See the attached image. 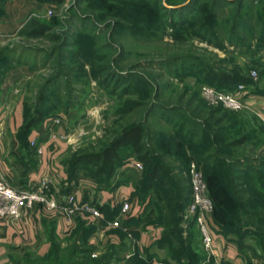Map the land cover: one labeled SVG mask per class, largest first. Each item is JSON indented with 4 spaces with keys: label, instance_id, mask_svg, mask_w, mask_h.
I'll list each match as a JSON object with an SVG mask.
<instances>
[{
    "label": "rangeland",
    "instance_id": "rangeland-1",
    "mask_svg": "<svg viewBox=\"0 0 264 264\" xmlns=\"http://www.w3.org/2000/svg\"><path fill=\"white\" fill-rule=\"evenodd\" d=\"M6 7L16 14L18 24L0 30V129H20L42 95V117L35 129L43 125L48 139L62 147L50 162L54 163L53 178L38 179L47 181L48 197L78 196L79 202L97 210L109 203L101 204L102 193L114 192L106 189L105 177L97 183L92 166L73 163L78 156L99 152L122 128L134 122L143 124V142L169 168L174 186L179 181L185 187L190 185V197L180 214L176 235L170 241L162 240L161 226L144 221L155 209L150 206V197L154 199L155 194L139 197L140 207L138 198L130 197L131 185L139 182L143 168H133L131 163L137 159L129 147L121 148L124 164L117 168L111 183L114 185L119 173H124L131 179V185H126L130 192L127 197L116 194L113 199L117 205L128 203L129 211L121 218L120 210L114 219L121 218L119 228L107 225L112 221L100 223L87 213L81 214L92 218L87 225H93L94 231L97 225L106 230L98 242L91 243L88 235L91 259L102 258L109 245H114L120 250L110 264H129L135 257L158 264L264 261L262 248L249 229L228 235L221 231L215 221L216 203L205 180L204 165L191 161L186 169L179 158L181 146L187 155L189 146L185 139L174 141V137L182 136L178 132L186 124L185 112L195 116L192 111L203 105L207 112L217 109L220 115H232L230 121L241 120L246 132L254 131L234 156L264 158V44L258 45L264 28V0H0V18ZM31 18L47 25L48 32L43 36L25 35V25ZM232 36L235 40L229 43ZM199 62L217 71L238 73L250 81L246 87L239 85L243 86L239 96L246 108L235 112L208 105L200 89L212 85L197 77ZM123 78L129 80L124 82ZM127 101L140 106L131 111ZM18 152L31 157L25 148ZM191 165L200 173L211 202V211L203 216L211 236L210 249L203 243L196 215L188 212ZM53 181L58 183L56 190ZM138 214L143 224L123 226L125 221H132L129 217ZM116 229H121L124 239L109 232ZM142 233L149 239L145 245L140 241ZM68 237H57L61 250L73 246ZM175 244L183 247L182 256H175ZM81 245V251L86 249ZM34 252L6 249L0 252V264L54 263L51 257L37 263L35 254L39 253ZM82 257L62 260L65 264L79 263Z\"/></svg>",
    "mask_w": 264,
    "mask_h": 264
},
{
    "label": "trees",
    "instance_id": "trees-1",
    "mask_svg": "<svg viewBox=\"0 0 264 264\" xmlns=\"http://www.w3.org/2000/svg\"><path fill=\"white\" fill-rule=\"evenodd\" d=\"M48 30L49 27L47 25L31 18L26 23L25 31L23 32L27 36H43ZM263 31L264 28L260 32L261 36L258 38L259 46H263L264 44ZM233 40H235L233 36L228 39L229 43H232ZM196 68L197 77L212 85L218 92L231 93L239 85L246 87L250 84V81L241 78L238 73L217 71L203 62H199ZM128 80L124 79L123 81L127 82ZM42 101L43 98L40 94L33 114L23 122L20 129L15 131L14 137L20 150L27 146L26 138L28 134L40 124L43 107ZM127 104L130 105L131 111L140 106L135 101H127ZM192 113L195 116L185 112L186 116L184 115L185 117H183L185 123L191 127L186 128V124L181 125L178 133H181L182 136L174 137L175 142L176 140L179 142L185 139L186 144L189 146L187 155L185 154L186 151H183V145H180L182 156L179 159L183 160L184 163L182 164L185 165L186 169L191 161H197L204 165L205 180L210 194L216 203V224L225 235L231 232L240 234L244 228L246 230L249 229V232L257 238L264 258V158L244 155L241 157L234 156L237 153V149L243 147L250 140V137L252 138L254 131L248 130L246 132L241 120L230 121L229 119L232 115H220V111L217 109L208 110L207 112V108L202 105V107H196ZM170 124H173V121ZM143 138L144 126L142 123L134 122L128 124L99 152L78 156L74 160L73 165L84 163L85 165L92 166L95 170L93 179L98 183V179L105 177V186L108 187L104 186L106 189L115 190L121 186L131 185V179L121 172L119 173L120 178L117 179L118 181L114 185L111 183L117 176V168L122 167L124 164L120 157V149L129 147L132 156L137 159V162L143 168L139 182L131 185L132 191L130 197L138 198L137 204L140 207L141 197H145L150 193L155 194L154 199L152 195L150 197V206H153L155 209L145 216L144 221L145 223L160 225L162 228V240L170 241V238L175 236L176 231L179 229L178 221L181 219L180 214L189 200L190 185L185 187L179 181L178 185L174 186L169 175V168L156 158L143 142ZM159 193L162 194L160 195ZM66 195L63 194V196ZM121 207V204L111 205L107 203L97 208L105 221H113L119 215ZM138 211L139 209L136 213ZM140 216L142 215L138 214L137 216L129 217L132 221L129 220L130 223L125 221L123 226L128 227L130 226L129 224L133 223L137 225L143 224L144 221L138 220ZM94 228L93 225H87L84 221H77L75 229L68 237V240H73V246L61 250L57 237L53 233L52 225L45 226L44 241L47 242L48 247L44 253L35 254L37 263H41L42 259L51 257L54 259L53 264H65L62 257L64 259H72L82 254L83 257L79 263L77 261H68L70 262L68 264H110V261L119 252L120 248L118 250V247L109 245L106 255L100 259H91L87 238L88 235L92 234ZM120 230L116 229L109 232L117 234L120 238L124 239V234ZM81 244L86 249L81 251ZM172 244L174 243L172 242ZM239 247L243 248L240 244ZM172 248H174L173 251L176 257L182 256L184 252L183 247L175 244ZM130 263L150 264L151 259L135 257ZM260 264H264V261Z\"/></svg>",
    "mask_w": 264,
    "mask_h": 264
},
{
    "label": "crops",
    "instance_id": "crops-1",
    "mask_svg": "<svg viewBox=\"0 0 264 264\" xmlns=\"http://www.w3.org/2000/svg\"><path fill=\"white\" fill-rule=\"evenodd\" d=\"M17 19L16 14L9 13L6 7L5 15L0 18V30H4L5 27L9 29L17 27ZM6 22H8V25L4 24ZM14 136L15 130L11 128L8 130L0 129V179L16 189H27L37 183L41 177L53 178L52 165L54 163L51 165L50 162H52L53 157L59 154L62 147L57 146V142L48 139V133L43 125L32 130L26 138L27 146L25 150L27 154H31V157L18 152ZM30 143L33 144L30 145ZM57 184L53 181V190L57 189L54 187H57ZM129 192L130 188L123 186L112 193H102L101 204L109 202L114 205L118 202L113 199L116 194L127 197ZM60 197L63 198L64 196ZM76 198L79 200L78 196ZM79 220L88 224L92 221V218L80 215L78 219L67 220L59 212H46L39 206L24 210L20 218L15 221L0 218V252L6 249L12 251L32 250L42 254L48 247L47 242L44 241L45 226L52 225L56 237H66L73 232ZM105 231L104 228L97 225V230L89 236L90 242L94 243L101 240L99 235L105 233ZM140 241L144 245L149 241L146 233L140 235ZM151 264L158 263L153 261Z\"/></svg>",
    "mask_w": 264,
    "mask_h": 264
},
{
    "label": "built area",
    "instance_id": "built-area-1",
    "mask_svg": "<svg viewBox=\"0 0 264 264\" xmlns=\"http://www.w3.org/2000/svg\"><path fill=\"white\" fill-rule=\"evenodd\" d=\"M243 86H239L234 93H222L209 86H202L200 89L202 99L208 105H220L231 111H240L246 108L245 103L239 96ZM131 166L140 170L141 164L137 161ZM191 178V203L188 212L196 215V221L203 237V243L207 249L211 247V236L207 226L203 222L204 214L211 211V202L205 195V185L200 173L194 165L190 166ZM47 181L39 180L27 189H16L0 179V218L15 221L20 218L24 210L40 206L46 212L57 211L63 218L72 220L81 214H89L93 219L103 223V215L94 207L83 204L74 195H66L63 198L46 195ZM129 211V204L123 203L121 208V218ZM121 218H117L107 225L111 228H119Z\"/></svg>",
    "mask_w": 264,
    "mask_h": 264
}]
</instances>
